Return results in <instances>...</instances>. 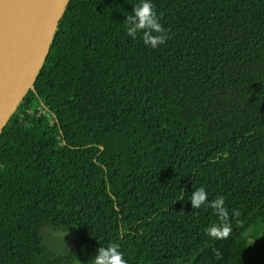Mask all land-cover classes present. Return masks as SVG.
<instances>
[{
	"label": "trees",
	"instance_id": "1",
	"mask_svg": "<svg viewBox=\"0 0 264 264\" xmlns=\"http://www.w3.org/2000/svg\"><path fill=\"white\" fill-rule=\"evenodd\" d=\"M138 2L70 1L0 136V264H88L112 242L127 264H264V0H151L155 49L126 34ZM201 187L241 212L228 238L206 235Z\"/></svg>",
	"mask_w": 264,
	"mask_h": 264
},
{
	"label": "water",
	"instance_id": "2",
	"mask_svg": "<svg viewBox=\"0 0 264 264\" xmlns=\"http://www.w3.org/2000/svg\"><path fill=\"white\" fill-rule=\"evenodd\" d=\"M71 0H0V136L33 88Z\"/></svg>",
	"mask_w": 264,
	"mask_h": 264
},
{
	"label": "clouds",
	"instance_id": "3",
	"mask_svg": "<svg viewBox=\"0 0 264 264\" xmlns=\"http://www.w3.org/2000/svg\"><path fill=\"white\" fill-rule=\"evenodd\" d=\"M126 34L135 39L138 33H141L142 40L146 46L153 49L164 44L169 38L168 32L160 23L158 15L154 10L151 0H139L132 7L131 14L126 16ZM183 199V198H181ZM191 206L194 209H200L202 206L211 208L218 217V222L210 225L206 229V235L214 240H222L229 237L232 232L230 221L241 216L238 209H231V212L225 207V199L219 196L211 201L208 200L207 192L204 188H198L191 193L189 198ZM124 229L121 226L120 230ZM88 264H127L123 253L119 251V245L115 242L107 246H101L96 249L95 255L91 257Z\"/></svg>",
	"mask_w": 264,
	"mask_h": 264
},
{
	"label": "rangeland",
	"instance_id": "4",
	"mask_svg": "<svg viewBox=\"0 0 264 264\" xmlns=\"http://www.w3.org/2000/svg\"><path fill=\"white\" fill-rule=\"evenodd\" d=\"M71 236L70 233L52 229H47L44 234L46 244L57 252H64L70 246Z\"/></svg>",
	"mask_w": 264,
	"mask_h": 264
},
{
	"label": "built area",
	"instance_id": "5",
	"mask_svg": "<svg viewBox=\"0 0 264 264\" xmlns=\"http://www.w3.org/2000/svg\"><path fill=\"white\" fill-rule=\"evenodd\" d=\"M38 110H39V113H40V114H44V113H45L44 108L39 107ZM40 114H39V115H40Z\"/></svg>",
	"mask_w": 264,
	"mask_h": 264
}]
</instances>
